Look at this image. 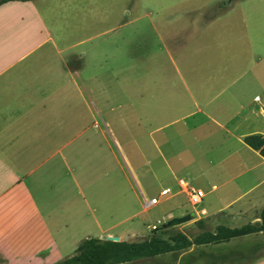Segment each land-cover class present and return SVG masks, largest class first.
<instances>
[{
  "label": "crops",
  "instance_id": "crops-1",
  "mask_svg": "<svg viewBox=\"0 0 264 264\" xmlns=\"http://www.w3.org/2000/svg\"><path fill=\"white\" fill-rule=\"evenodd\" d=\"M231 6L164 31L178 54L172 63L183 91L169 100L158 92L153 101L142 69L139 95L124 93V117L118 105L102 106L97 71L107 47L91 44L114 27L89 28L87 38L69 44L68 34L79 28L66 32L58 21L51 27L46 13L84 11L79 0L0 5V264H55L85 238L114 236L132 219L134 200L146 206L152 199L149 185L168 191L156 199L172 203L171 218L183 214L199 179L219 206L203 207L196 221L219 216L224 225L251 212L248 224H260L264 159L243 139L264 137V0H242L239 13H228ZM135 96L139 106L128 100ZM118 97L106 93L110 102ZM118 166L127 172L120 205L111 177ZM137 236L149 238L133 225L118 235Z\"/></svg>",
  "mask_w": 264,
  "mask_h": 264
},
{
  "label": "rangeland",
  "instance_id": "rangeland-1",
  "mask_svg": "<svg viewBox=\"0 0 264 264\" xmlns=\"http://www.w3.org/2000/svg\"><path fill=\"white\" fill-rule=\"evenodd\" d=\"M84 6V11L78 10L74 13H46L47 20L52 27H60L58 21L64 31L69 32L72 29L79 28L77 32L68 34V43L73 44L87 38L90 35L89 28H107L114 27L115 29L110 34L102 35L94 40L91 44L102 45L107 47L103 51L101 58V67L97 71L100 83H102V106L110 107V105H118L119 110L125 115V108L128 102L124 93L134 92L139 95L142 89L141 73L142 69H146L148 73L147 90L150 95H154L153 101H156L158 92H162L166 100L173 97L174 93H181L183 87L176 78L172 58L178 57L175 53V48L168 46L165 30L172 31L181 25L188 24L190 20L197 19L200 13H221L231 3V8L228 13H239L242 0H79ZM225 9H221L224 8ZM220 7V9H219ZM95 11V13H90ZM189 13V14H186ZM54 15V19H53ZM52 17V18H50ZM58 19V20H57ZM66 42V43H67ZM89 44L87 43V46ZM112 45L111 48H109ZM116 45L117 47L115 48ZM166 49H165V48ZM77 50V49H76ZM74 60H71L70 65L73 66ZM92 63V62H91ZM86 71L91 70L92 66L87 62ZM109 76L111 82H109ZM117 92L119 97L113 98L110 102L106 98V93ZM133 103L140 105V98L134 97L129 99ZM171 111L165 118L170 120L175 116ZM114 113H112L113 115ZM103 117L106 112L102 113ZM109 116V114H107ZM123 117V119H124ZM121 121L120 117L117 119ZM95 124L100 126L98 117L94 120ZM93 125V127H95ZM90 132H87L89 134ZM93 145V143L91 144ZM93 149L87 147L86 150V176L87 179L92 178L93 166ZM89 159H91L89 161ZM119 159V163H120ZM122 163V162H121ZM123 165V164H122ZM91 166L90 171L87 168ZM104 174V173H103ZM127 175L126 169H121L118 166L116 174L112 172L111 177L114 178V184L119 189L118 203L122 202V193L126 190ZM105 177V175L103 176ZM151 198L159 197V187L149 185ZM191 187L202 190L205 197L202 203L192 206L189 200L184 199L185 209L181 216L190 215L191 220L182 223L176 227L169 228L170 231H181L189 238L200 234L203 231L213 232L215 227L221 225L224 221L219 216L206 220L202 227H198L195 221L199 217L200 210L206 206L209 212H214L218 208V202L214 199L216 193H209L210 185H207L202 180L197 179L191 183ZM120 189H123L122 191ZM146 208L143 201L140 199L134 200L132 204V219L123 224H119L113 229L114 236L122 234L131 225L139 228V236L150 237L154 232L161 238H167V229L165 223L171 220V205L172 203L161 202ZM146 201V200H145ZM108 213L117 215L120 218L121 211H115L111 208ZM252 213L244 217V219L233 221L224 225L230 228L241 227L248 224L252 220ZM148 225V227H146ZM131 240L126 237V242L139 241ZM135 239V238H134ZM258 248V250H255ZM190 253L184 254L182 257L178 254H166L154 259L141 260L130 264H253L259 256L264 255V234L250 235L244 238L231 240L228 243L219 245H206L194 247ZM189 250V249H188ZM186 250V251H188ZM184 251V252H186Z\"/></svg>",
  "mask_w": 264,
  "mask_h": 264
},
{
  "label": "trees",
  "instance_id": "trees-1",
  "mask_svg": "<svg viewBox=\"0 0 264 264\" xmlns=\"http://www.w3.org/2000/svg\"><path fill=\"white\" fill-rule=\"evenodd\" d=\"M8 1L10 0H0V5ZM243 141L264 159V137L250 135L246 136ZM259 219L260 224L249 223L236 228L218 225L213 232L203 231L193 238H189L180 231H170L171 229H167L166 239L154 232L148 239L138 242H113L88 237L80 242L71 256L55 264H129L166 254H178L188 250L191 246L219 245L259 232L264 234V208L260 211ZM204 223V220L195 222L198 227H202ZM262 257L264 255L257 259Z\"/></svg>",
  "mask_w": 264,
  "mask_h": 264
},
{
  "label": "built area",
  "instance_id": "built-area-1",
  "mask_svg": "<svg viewBox=\"0 0 264 264\" xmlns=\"http://www.w3.org/2000/svg\"><path fill=\"white\" fill-rule=\"evenodd\" d=\"M167 190H162L159 194V196H164L167 194ZM204 196L203 192L198 190V191H192L189 195V202L191 203L192 206H196L200 204L201 198ZM157 204V199L152 198L146 201V207L148 206H153Z\"/></svg>",
  "mask_w": 264,
  "mask_h": 264
},
{
  "label": "water",
  "instance_id": "water-1",
  "mask_svg": "<svg viewBox=\"0 0 264 264\" xmlns=\"http://www.w3.org/2000/svg\"><path fill=\"white\" fill-rule=\"evenodd\" d=\"M191 219L192 218L190 215L172 218L171 220H169L168 222L165 223V228L169 229V228L176 227L182 223L190 221ZM103 239L107 240V241H113V242H119L120 241L119 237H115V236H107V237H104Z\"/></svg>",
  "mask_w": 264,
  "mask_h": 264
}]
</instances>
